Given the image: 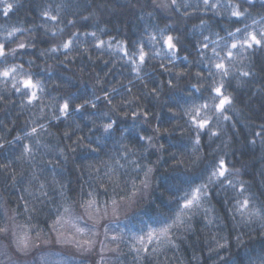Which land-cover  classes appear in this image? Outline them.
Here are the masks:
<instances>
[{
    "label": "trees",
    "instance_id": "1",
    "mask_svg": "<svg viewBox=\"0 0 264 264\" xmlns=\"http://www.w3.org/2000/svg\"><path fill=\"white\" fill-rule=\"evenodd\" d=\"M0 264H264V0H0Z\"/></svg>",
    "mask_w": 264,
    "mask_h": 264
},
{
    "label": "rangeland",
    "instance_id": "2",
    "mask_svg": "<svg viewBox=\"0 0 264 264\" xmlns=\"http://www.w3.org/2000/svg\"><path fill=\"white\" fill-rule=\"evenodd\" d=\"M104 213V212H103ZM95 212H88V215L92 218L93 221L98 220L95 215ZM81 216H76V218H69L65 219L63 224H60L57 228V231L55 233L56 237L59 239L60 242L66 245L73 246L74 249H78L79 251L86 252L89 249H93V247H97L99 250L96 252L98 255H102V253H105L107 251V244L105 241H98L97 238L93 235L95 233V229L91 231H87V225L83 222H80L79 218ZM78 218V220H77ZM90 218V219H91ZM88 219V220H90ZM86 220V219H85ZM87 220V221H88ZM151 234V230L148 231L145 236H149ZM105 236H103L104 240ZM144 237H141L143 239ZM140 239V240H141ZM106 240V238H105ZM13 243L18 247V249H21V247L28 248L30 243V238L26 239V236L22 232H17L15 234L14 238L12 237ZM22 250V249H21ZM100 251V252H99ZM45 256H48L46 253Z\"/></svg>",
    "mask_w": 264,
    "mask_h": 264
}]
</instances>
